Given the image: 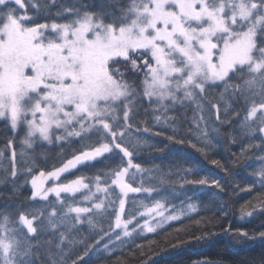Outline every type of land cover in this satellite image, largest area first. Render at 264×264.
I'll use <instances>...</instances> for the list:
<instances>
[{"label":"snow or ice","instance_id":"1","mask_svg":"<svg viewBox=\"0 0 264 264\" xmlns=\"http://www.w3.org/2000/svg\"><path fill=\"white\" fill-rule=\"evenodd\" d=\"M29 7L37 12L57 7L54 15L64 22L33 23ZM122 65L126 71H121ZM129 72L141 76L139 88L125 78ZM239 102L246 106L242 117L234 108ZM144 103L152 113H159L153 116L158 124L169 126L176 120L170 112L191 110V123L208 146L206 110L213 113L214 123L239 120L244 138L255 140L258 135L260 143L248 148L264 147V0H101L98 5L72 0L71 6L58 0H0V119L13 133L21 129L24 133L19 164L14 140L0 150V186L11 189L10 196L0 193V197L17 198L19 190L30 184L29 202H45L39 211L14 213L8 204L0 207V264H80L82 256L70 259L72 249L86 242L81 228L97 230V217L114 214V228L125 237L137 228L152 233L161 222L179 219L165 215L166 206L160 200L139 213L141 217L155 213L160 221L153 226L144 220L129 230L136 216L122 219L129 193L146 192L166 200L175 193L165 195L164 189L174 187L171 177L179 174L133 163L136 149L145 144L139 136L148 132L133 125L140 111L149 110L143 109ZM126 139L132 150L125 146ZM53 144L78 147L60 167L32 175L35 161L44 157L37 149ZM9 149L11 156L5 157ZM114 154L124 166L101 170L91 178L56 182L78 166L99 163ZM254 175L264 188V166ZM21 176L31 179L18 183ZM49 180L54 183L46 187ZM137 180L139 186L133 187ZM145 182L154 186L146 188ZM211 183L221 187L216 180ZM77 194L82 196L79 202ZM257 200L258 204L247 205L251 210L242 208L241 220L264 212V195ZM187 209L197 210L193 204ZM99 231L104 235L97 244L110 239L109 231L102 227ZM224 231L227 235L230 230ZM232 234L244 238L234 241L239 246L264 243V231ZM120 238L116 235L117 241Z\"/></svg>","mask_w":264,"mask_h":264},{"label":"trees","instance_id":"2","mask_svg":"<svg viewBox=\"0 0 264 264\" xmlns=\"http://www.w3.org/2000/svg\"><path fill=\"white\" fill-rule=\"evenodd\" d=\"M25 2L27 3L28 0ZM91 2L98 5L101 0H91ZM59 3L71 6L72 0H58ZM9 6L15 7V5ZM56 11L57 7L51 8L48 12H37L29 7L27 14L34 17L33 23L50 24L54 20L57 23H63V19L54 15ZM126 69V65L121 66V71ZM125 78L139 88L140 75L129 72ZM218 91L219 89L214 90L215 93ZM211 95L210 93L209 98ZM245 107L243 102L234 105L241 117L245 114ZM143 109L149 110L140 111L135 116L133 125L141 129L147 128L148 132L139 136L145 144L136 149L133 163L149 169L160 166L166 172L179 173L171 177L174 187L167 186L164 189L165 195L169 192L175 195L167 196L165 200L161 196L146 192L129 193L125 199V212L122 217L131 219L133 215L136 216V220L129 225L131 230L137 223L142 225L144 220L154 219L152 217L154 214L151 217H141L139 213L145 212V205L151 207L156 200H160L165 203V215L175 214L179 216V219L161 222L162 226L155 232L149 233L137 228L132 236L125 237L121 229L114 228V214L106 215L103 219L97 217V230L93 231L87 225L81 228V234L86 242L72 249L70 259L82 256L80 264H195L198 261H208L209 264H264V243L256 242L251 246H239L234 241L244 238L232 234L237 230L247 231L249 235L264 231V212H258L244 220L240 218L242 208L244 211L251 210L247 205L258 204L260 201L257 197L264 195V188L259 187L260 178L254 175L264 166V161L260 159L264 157V147L248 148V145L252 143H260L259 136L257 135L255 140L244 138L238 128L239 120H233L227 125L214 123L211 118L213 113L206 110L207 139L211 141V145L208 146L200 131L191 123L193 116L191 110L178 108L170 112L169 115L175 116L176 120L169 126L158 124L153 119V116L159 113H152L147 103L143 104ZM205 122L201 123V129L205 127ZM157 133L160 134L157 135ZM23 135V129L13 133L7 122L0 119V150L6 148L9 139L14 140L13 147L18 154V164L21 151L19 141ZM132 135V133L129 134V136ZM125 146H129L132 150L127 139ZM76 147H78L76 144H73L71 148L53 144L38 148L37 151L44 153V157L35 161L32 175H37L40 170L48 172L54 167H60L62 162L71 157L72 150ZM246 148L248 150L244 151ZM10 156L9 149L5 151V157ZM4 163L7 165L6 160ZM118 165L124 166L120 157L114 154L110 159L99 163L78 166L71 173L63 174L59 182L66 183L79 176L91 178L98 175L101 170L109 171ZM8 167L10 171V165ZM137 176L139 177L140 174L137 173ZM25 179L30 180L31 176H21L17 182L23 183ZM201 179H206L208 183L204 185L195 183ZM213 180L218 181L221 187L217 188L213 185L211 183ZM85 182L88 183L89 180L86 179ZM137 186H139V180L133 183V187ZM153 186L154 184L150 182L144 183L146 188ZM19 191L21 194L17 198L8 201L0 197V207L8 204L14 213L44 209L45 202L39 199L29 202L30 184L24 185ZM118 191L116 189V192ZM0 193L10 196L11 189L9 186H0ZM112 198L115 199V193ZM49 199L54 201V195L50 194ZM81 199L82 196L77 194L76 201L79 202ZM188 204H193L197 210L189 211ZM81 206L90 207L91 204L82 203ZM173 207L175 212L172 211ZM116 209L118 211V200ZM110 222L112 229L109 228ZM100 227L110 232V239L105 237L97 244L96 241L104 235V232L99 231ZM225 229L230 230L227 235ZM116 235H120L119 241L116 240ZM197 237H204V239L198 242ZM104 245L108 247L105 248ZM86 251L88 254L84 255Z\"/></svg>","mask_w":264,"mask_h":264},{"label":"rangeland","instance_id":"3","mask_svg":"<svg viewBox=\"0 0 264 264\" xmlns=\"http://www.w3.org/2000/svg\"><path fill=\"white\" fill-rule=\"evenodd\" d=\"M37 175H38V174H37ZM56 182H59V181H56ZM53 183H54V182H53L52 180H49V181L46 182V185H45V186H46V187H51ZM59 183H61V182H59ZM124 199H126V197H125ZM153 214H154V215H153L152 217H153L154 219L149 220V221H150L149 226H153L155 223H157V222L160 221L159 217L156 216L155 213H153ZM122 219H123V217H122ZM153 222H154V223H153Z\"/></svg>","mask_w":264,"mask_h":264}]
</instances>
